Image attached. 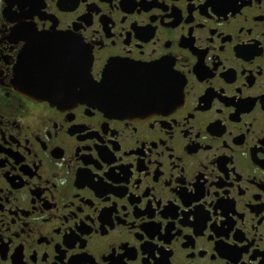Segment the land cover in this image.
Masks as SVG:
<instances>
[{
  "label": "flooded vegetation",
  "instance_id": "af4514ba",
  "mask_svg": "<svg viewBox=\"0 0 264 264\" xmlns=\"http://www.w3.org/2000/svg\"><path fill=\"white\" fill-rule=\"evenodd\" d=\"M110 59L122 113L13 86ZM0 264H264V0H3Z\"/></svg>",
  "mask_w": 264,
  "mask_h": 264
},
{
  "label": "water",
  "instance_id": "95a60500",
  "mask_svg": "<svg viewBox=\"0 0 264 264\" xmlns=\"http://www.w3.org/2000/svg\"><path fill=\"white\" fill-rule=\"evenodd\" d=\"M55 38L59 41L61 35H57L56 33L38 35L36 44L38 46L33 47L30 51H55L51 47L52 44L58 42ZM22 64L26 65L25 63ZM69 67H71V64ZM154 67V65L140 67L134 63L110 59L103 68L99 81L92 79L91 75L90 77L86 75L84 80L79 82L83 85V88H80V93H84V95H77L75 94L77 80L74 77L71 80L69 77L70 81L66 82L55 77L53 74V65L30 64L21 67L20 64H17L15 67L13 86L15 90L21 93H27L34 99L47 100L50 103L58 104L72 99H88L95 105L105 108L111 113H122L124 109L120 102H122L125 94L132 95L133 93L134 96H137V94L143 96L144 94L143 88L145 86H138V79L135 75L138 71H150ZM42 68L44 70H40ZM73 95L82 98H77Z\"/></svg>",
  "mask_w": 264,
  "mask_h": 264
},
{
  "label": "snow or ice",
  "instance_id": "6c2138e0",
  "mask_svg": "<svg viewBox=\"0 0 264 264\" xmlns=\"http://www.w3.org/2000/svg\"><path fill=\"white\" fill-rule=\"evenodd\" d=\"M3 2V0H0V3H2Z\"/></svg>",
  "mask_w": 264,
  "mask_h": 264
}]
</instances>
